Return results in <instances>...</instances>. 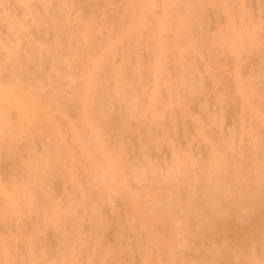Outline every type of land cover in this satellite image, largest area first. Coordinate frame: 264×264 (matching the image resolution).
Instances as JSON below:
<instances>
[{
  "label": "rangeland",
  "instance_id": "obj_1",
  "mask_svg": "<svg viewBox=\"0 0 264 264\" xmlns=\"http://www.w3.org/2000/svg\"><path fill=\"white\" fill-rule=\"evenodd\" d=\"M135 1L0 0V93L16 84L42 107L24 109L23 121L13 113L1 128L16 141L11 148L0 139L2 184L32 188L22 163L52 152L49 119L62 144L45 191H28L32 209L0 221L9 264L30 257L39 264H245L249 251L264 247V228L254 230L264 225V207L235 232L208 230L248 213L250 200L263 195L264 0H171L168 13L165 0H144L142 8ZM192 6L199 16L184 30L178 15ZM134 15L137 28L128 33ZM99 53H106L103 95H83V75ZM81 95L102 102L117 123L96 124L102 140L121 147L120 183L104 164L95 176L77 152L75 138H85ZM91 155L101 161L98 151ZM224 182L228 193L219 195ZM12 193L10 186L22 209V196ZM7 200L0 194V209Z\"/></svg>",
  "mask_w": 264,
  "mask_h": 264
},
{
  "label": "bare ground",
  "instance_id": "obj_2",
  "mask_svg": "<svg viewBox=\"0 0 264 264\" xmlns=\"http://www.w3.org/2000/svg\"><path fill=\"white\" fill-rule=\"evenodd\" d=\"M164 1V0H163ZM226 0H221V3H224ZM144 5V0H136L135 1V7L136 8H142ZM173 8L172 1L171 0H165L164 2V13H168ZM136 11V10H135ZM186 13L179 14L178 15V21L183 26L184 30L188 29V26L194 21L198 16V6H192L187 7ZM138 17L137 15H134L133 19L130 22V26L128 29V33H132L138 25ZM162 21L160 20L159 23ZM60 30L63 31V27H59ZM107 53V52H106ZM106 53H99L96 58L93 60V63L90 65V68L85 71L83 77V81L81 83V93L83 95H86L88 91L91 89H95L100 96L103 95L104 91V81L105 78L103 77V73L99 72L101 68V62L103 58L105 57ZM33 66L32 62L25 63V66L28 68L29 66ZM117 69H112L107 76L114 77L117 73ZM243 87H238L237 83V90L238 92L240 90H243ZM72 95H75V93H72ZM83 95H81L83 97ZM84 99V97H83ZM69 102H71V99L68 98ZM129 103L132 101L130 99H127ZM100 103L95 102H87L85 99L79 103L78 105V120L82 122L83 132H84V140L83 136L76 139V149L77 152L80 155H84L86 158V164L88 167L94 171L95 176L97 175V172H95L96 165L104 164L106 165L109 174L111 177H113L117 183L121 182V178L119 176V166L120 162L118 159V155L120 153L121 147L116 144L115 146H110L107 144L106 140H102L98 133L97 128V122L105 123L108 127H116L117 123H115V119L113 116L107 115L104 106H102ZM69 106H72V103L68 104ZM30 106V107H29ZM24 109H27L29 111L34 112H42V107L38 104V101L36 100L35 95L27 94L25 90L18 88V86L15 84L13 88L8 92H2L0 93V139H2L7 145H10L12 148L15 145V138L13 136L3 135L1 128L5 124H7L10 121V118H12L13 113L15 114V118L17 121H23L26 120L27 117L25 113L23 112ZM44 115V114H43ZM64 121H66V127L75 132L73 123L69 122L67 118H64L63 116L60 117ZM48 137L50 138L52 152L51 153H45V156L37 159L34 155L29 154V157L23 161L22 167L27 171V173L31 176L32 179V188L36 189L38 192H43L44 187L47 183H49V180H51L52 173H56L59 171L58 167V159L60 157V152L62 148L61 144V133L60 128L58 127L57 123L54 120L49 119L48 122ZM225 146H228V143H225ZM98 151L102 154L101 161H96L93 156L91 155V152ZM5 152V149L3 146L0 145V156L3 155ZM73 160L75 158L73 153H68L67 159ZM50 177V178H49ZM68 177V175H66ZM170 180V179H169ZM235 181L238 183V178L236 177ZM165 183L168 185L171 183L169 181H165ZM10 185H4L2 184L0 180V194H7L8 200L7 204L0 209V221H5L8 218H11V216H16L18 218H23L26 211L31 208V204L33 202L32 195L28 193L27 188H16L15 182L11 180L9 183ZM228 182H224L218 189L219 195H226L228 193ZM119 191H125V188L122 186V184H118ZM12 190V194L18 193L23 198V204L22 209H18L16 205L12 203V197L10 194H8V188ZM15 187V188H14ZM262 197L257 201L255 199L250 200L249 204H251V210L248 213H236L234 215L233 220L231 221H223L221 219H217L219 224L217 226L210 225L208 227L209 233L214 236L217 231H232L235 232L240 223L248 224V217L250 215H253L254 213H257L261 208L264 207V190H262ZM52 220L54 222L57 221L61 217L58 210L53 207L52 208ZM94 217L97 218V213L94 212ZM63 219L66 223L72 222L73 218L70 215L65 214L63 216ZM149 218L146 214H144V222H148ZM52 223V222H50ZM149 226V225H148ZM264 225L261 223V225L254 228L255 231L262 233L263 232ZM55 229V227H54ZM56 229L59 231L61 230L59 226H56ZM6 242L0 240V264H9L10 259L7 254L6 250ZM248 255L244 259L243 263L245 264H264V247L262 248L261 252L255 254L251 251L247 253ZM29 264H39L35 259L29 258ZM40 264H49L47 262L40 263Z\"/></svg>",
  "mask_w": 264,
  "mask_h": 264
}]
</instances>
